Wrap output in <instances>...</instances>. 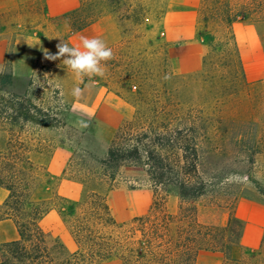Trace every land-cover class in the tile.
Returning <instances> with one entry per match:
<instances>
[{
	"label": "rangeland",
	"instance_id": "1",
	"mask_svg": "<svg viewBox=\"0 0 264 264\" xmlns=\"http://www.w3.org/2000/svg\"><path fill=\"white\" fill-rule=\"evenodd\" d=\"M249 2L203 0L197 12L181 13L170 11L169 0H131L130 10L120 6L115 12L104 0H0V39L8 47V59L0 64V155L16 153L33 164H11L4 179L17 182L31 173L30 189L19 188L20 193L32 192L37 201L34 192L43 189L51 197L39 202L47 205L64 203L56 190L70 181L81 186L80 197L72 201L101 195L120 223L146 215L154 201L146 169H106L102 161L124 120L138 112H167L190 117L198 127L199 170L207 192L190 205L199 208L202 221L225 226L241 198L264 201V16L225 20L229 11L233 15ZM73 9L80 19L100 16L105 33L112 35L116 28L119 32L120 39L110 46L114 58L102 78L77 81L60 60L46 58L57 52L60 39L73 46L56 29ZM23 36L32 40L20 51L15 42ZM34 47L40 58L35 68ZM77 84L84 89L80 99L71 95ZM106 94L131 109L130 116L113 127L97 109ZM43 119L49 124H40ZM81 119L87 127L77 125ZM181 204L178 190L171 188L168 212L177 214ZM248 252L242 249L232 258L238 264L264 263L259 249L255 257ZM20 260L18 264H26Z\"/></svg>",
	"mask_w": 264,
	"mask_h": 264
},
{
	"label": "trees",
	"instance_id": "2",
	"mask_svg": "<svg viewBox=\"0 0 264 264\" xmlns=\"http://www.w3.org/2000/svg\"><path fill=\"white\" fill-rule=\"evenodd\" d=\"M104 1L112 12L120 6L125 10L132 8L131 0ZM254 14L264 16V0H250L233 15L229 11L225 20L229 23L245 21ZM61 18L70 24L72 31L78 32L100 16L93 14L80 19L77 9H73ZM39 123L49 124L44 119ZM199 137L194 120L167 112L156 115L138 112L133 119L122 122L102 165L106 169L141 166L146 169L154 191L148 213L124 223H118L112 216L107 199L95 193L81 202L57 196L64 202L61 205L33 200L32 192L24 194L31 187V173L17 182L6 181L3 175L4 170H11L9 167L16 166L17 161L32 167L30 159L20 160L16 153L10 157L0 155V164L8 162L9 165L0 169V188L10 191L6 202L0 204V221L13 220L20 235L19 241L0 244V264H18L22 258L26 264H98L112 257L120 258L124 264H195L202 251L228 254L223 264H238L231 253L241 246L247 225L232 214L225 226L216 227L202 221L199 208L190 205L207 192L199 170ZM173 187L182 201L177 214L167 209ZM19 188H23V194ZM52 209L61 214L75 243V251L60 237L40 228V220ZM258 249L264 259V230ZM246 250L255 257L257 249Z\"/></svg>",
	"mask_w": 264,
	"mask_h": 264
},
{
	"label": "crops",
	"instance_id": "3",
	"mask_svg": "<svg viewBox=\"0 0 264 264\" xmlns=\"http://www.w3.org/2000/svg\"><path fill=\"white\" fill-rule=\"evenodd\" d=\"M38 0H15L17 4H31L36 3ZM203 0H169L170 11H179L181 13L188 12L187 10L197 12L202 5ZM105 20V19H104ZM109 22L111 19H106ZM101 19H98L94 23L90 24L85 29L74 32L67 22H62L56 26L57 31L62 33L63 36H68L70 42L73 46H78L80 44L81 37H99L106 41L107 45L110 47L116 44L120 39L119 32L117 28L114 33L107 34L100 28ZM29 37L23 36L22 38H17L15 42L16 49L23 51L30 44ZM34 42L35 39H34ZM195 45V44H194ZM38 48V47H37ZM34 47V68L39 58L38 49ZM190 48L187 49L189 51ZM8 59V47L5 40L0 39V64L4 63ZM19 62V59H17ZM197 60V59H196ZM15 68L19 67V64L14 65ZM99 115L108 116L104 122L106 125L113 127L118 125V123L125 118H128L131 114L130 106L123 103L120 98L112 97L110 94L103 96L100 101ZM96 109V110H97ZM112 116V117H111ZM45 190H48L46 188ZM57 196L67 198L69 200H77L81 194V186L78 183L66 181V183H61L57 190ZM36 196L40 200H45L48 197V193L43 189L38 188L36 191ZM10 196V191L5 188H0V204L6 202ZM47 197V198H45ZM235 216L247 225L244 237L242 239V244L240 247H235L232 251V257L237 258L240 255V250L242 249H258L261 240L262 233L264 230V201L260 199L251 198H241L235 209ZM134 218V217H133ZM131 218V219H133ZM131 219H124L122 223L127 222ZM115 220L120 223L116 218ZM39 226L42 230L47 233L52 234L55 237H60L65 245L72 251H75V243L72 236L70 235L64 220L57 209L50 210L39 222ZM20 240V235L18 229L11 219H6L0 221V244L11 243ZM226 259L225 254L221 252L212 251H202L198 255L195 264H223ZM121 261L118 257L108 258L106 260L100 261L98 264H109L117 263Z\"/></svg>",
	"mask_w": 264,
	"mask_h": 264
},
{
	"label": "clouds",
	"instance_id": "4",
	"mask_svg": "<svg viewBox=\"0 0 264 264\" xmlns=\"http://www.w3.org/2000/svg\"><path fill=\"white\" fill-rule=\"evenodd\" d=\"M56 47L57 52L54 55L46 54V58L60 60L64 67L80 82L84 77H104L107 62L114 58L113 50L104 39L99 37H81L78 46H69L66 41L60 39V43ZM83 93L84 89L78 84L71 90V95L76 99L82 98ZM87 115L93 114L87 113ZM76 123L80 127L88 126V122L82 119Z\"/></svg>",
	"mask_w": 264,
	"mask_h": 264
}]
</instances>
